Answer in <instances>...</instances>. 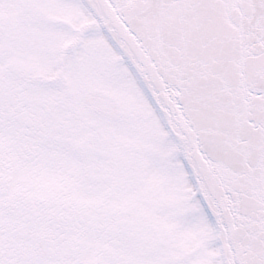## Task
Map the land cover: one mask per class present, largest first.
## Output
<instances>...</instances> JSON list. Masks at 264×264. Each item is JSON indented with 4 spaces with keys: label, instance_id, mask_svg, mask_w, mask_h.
Instances as JSON below:
<instances>
[{
    "label": "snow or ice",
    "instance_id": "obj_1",
    "mask_svg": "<svg viewBox=\"0 0 264 264\" xmlns=\"http://www.w3.org/2000/svg\"><path fill=\"white\" fill-rule=\"evenodd\" d=\"M0 264H264V0H0Z\"/></svg>",
    "mask_w": 264,
    "mask_h": 264
}]
</instances>
